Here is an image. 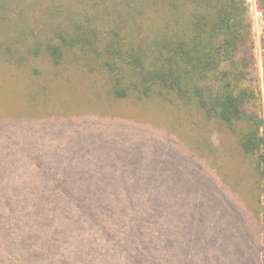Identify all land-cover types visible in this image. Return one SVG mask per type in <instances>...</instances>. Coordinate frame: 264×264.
Returning a JSON list of instances; mask_svg holds the SVG:
<instances>
[{
	"label": "rangeland",
	"instance_id": "1",
	"mask_svg": "<svg viewBox=\"0 0 264 264\" xmlns=\"http://www.w3.org/2000/svg\"><path fill=\"white\" fill-rule=\"evenodd\" d=\"M79 1L0 0V164L25 161V172L42 164L50 168L42 178L67 186L91 182L84 192L103 208L92 231L97 264H116L126 246L119 264H264V181L233 136L156 101L114 102L106 76L55 66L43 53L40 40L64 27L62 15ZM246 3L262 90L264 24L256 0ZM201 144L216 155L206 160ZM10 183L1 180L5 198ZM15 212L30 223L27 211ZM6 236L0 264H14Z\"/></svg>",
	"mask_w": 264,
	"mask_h": 264
},
{
	"label": "trees",
	"instance_id": "2",
	"mask_svg": "<svg viewBox=\"0 0 264 264\" xmlns=\"http://www.w3.org/2000/svg\"><path fill=\"white\" fill-rule=\"evenodd\" d=\"M79 3L84 8L69 6L62 15L59 25L64 27L49 29L40 40L53 65L106 76L107 94L114 102L156 101L189 117L201 115L233 136L242 159L264 181V31L261 90L246 0ZM256 6L264 24V0H256ZM200 150L206 160L216 155L206 144ZM24 165L0 164V188L1 180L11 179L9 197L0 192V245L5 231L3 251L9 263L97 264L101 248L92 231L103 208L94 192H84L91 182L57 184L54 178L41 177L50 168L30 162L25 172ZM16 209L27 211L31 224ZM126 215L133 220L132 213ZM191 226L195 228L193 220ZM127 255V246L115 252L116 264Z\"/></svg>",
	"mask_w": 264,
	"mask_h": 264
}]
</instances>
